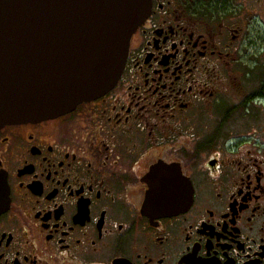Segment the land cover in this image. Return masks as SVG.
Listing matches in <instances>:
<instances>
[{
  "label": "flooded vegetation",
  "instance_id": "af4514ba",
  "mask_svg": "<svg viewBox=\"0 0 264 264\" xmlns=\"http://www.w3.org/2000/svg\"><path fill=\"white\" fill-rule=\"evenodd\" d=\"M256 22L264 0H152L112 89L1 127L0 264H264Z\"/></svg>",
  "mask_w": 264,
  "mask_h": 264
},
{
  "label": "water",
  "instance_id": "95a60500",
  "mask_svg": "<svg viewBox=\"0 0 264 264\" xmlns=\"http://www.w3.org/2000/svg\"><path fill=\"white\" fill-rule=\"evenodd\" d=\"M151 3L0 0V128L70 113L112 89ZM185 204L159 209L169 214Z\"/></svg>",
  "mask_w": 264,
  "mask_h": 264
},
{
  "label": "rangeland",
  "instance_id": "374dc122",
  "mask_svg": "<svg viewBox=\"0 0 264 264\" xmlns=\"http://www.w3.org/2000/svg\"><path fill=\"white\" fill-rule=\"evenodd\" d=\"M255 35L257 38L256 45H258L257 47L259 49L248 51L246 62H248L249 64L264 61V23L256 22ZM203 116L206 117L207 114H203Z\"/></svg>",
  "mask_w": 264,
  "mask_h": 264
}]
</instances>
